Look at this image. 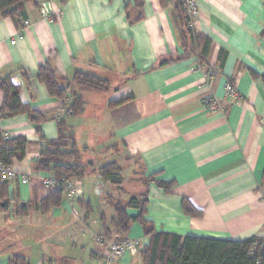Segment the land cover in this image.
Masks as SVG:
<instances>
[{"label": "crops", "instance_id": "1", "mask_svg": "<svg viewBox=\"0 0 264 264\" xmlns=\"http://www.w3.org/2000/svg\"><path fill=\"white\" fill-rule=\"evenodd\" d=\"M174 1L32 0L23 6L24 20L0 18V82L9 77L19 101L46 117L40 126L44 141L26 115L0 117L1 136L31 143L24 160L11 166L28 182L7 181L9 197L29 208L22 217L0 209V264L15 255L29 264H103L116 240L111 201L143 193L145 219L157 234L264 239V86L252 76L264 72V0H195L199 15L192 27L210 40L204 62L197 58L202 46L197 56L184 58ZM44 64L53 68L61 88L83 99L81 114L66 118L63 102L38 82ZM76 72L106 81L107 90L95 93L73 84ZM230 83L237 99L227 96ZM207 97L217 102L216 111L205 107ZM60 120L83 152L89 176L103 178L100 169L112 165L120 186L103 178L105 188L96 199L83 178L73 200L63 194L58 208L42 212L38 204L54 192L35 177L47 174L35 172L34 162L45 141L57 138ZM137 163L143 188L139 180H128ZM144 178L175 185L166 194ZM123 186L132 187L131 194ZM114 188L118 197L111 196ZM97 200L99 214L91 220ZM183 200L196 216L183 212ZM127 212L134 217L138 211ZM19 230L23 237L17 239ZM125 239L148 242L138 223ZM116 264H144L141 250Z\"/></svg>", "mask_w": 264, "mask_h": 264}, {"label": "trees", "instance_id": "2", "mask_svg": "<svg viewBox=\"0 0 264 264\" xmlns=\"http://www.w3.org/2000/svg\"><path fill=\"white\" fill-rule=\"evenodd\" d=\"M29 1L32 0H0V18L24 20L23 6ZM174 3V22L178 30L180 45L185 52L184 58L190 55L197 56L198 48L202 46V52L197 58L200 62H204L210 40L195 32L192 21L185 12L184 0H175ZM252 76H259L264 86V72L261 75L252 73ZM36 78L39 83L45 86L49 95L62 102L65 98H69V104L64 107L66 118L78 116L83 112L85 104L83 99L76 94H70L69 88L63 89L59 86L57 75L49 64L41 65L38 68ZM72 82L86 89L97 91H106L108 84L104 80L83 72H76ZM229 85L232 87L231 83ZM0 91L3 93L0 117L11 118L26 115L29 122L35 126L41 141H44L40 126L46 121L45 115L31 110L28 105H23L19 101V88L10 82L9 77L1 80ZM132 99V96L120 99L110 103L109 107L121 105ZM30 145L31 143L25 138L9 139L0 135V163L4 167H11L14 162H22ZM82 159L83 152L76 147L72 131L69 130L64 120H60L57 122V138L45 141L38 160L34 162V171L51 175L58 180H82L89 170V165L83 164ZM100 174L113 185H120L121 179L118 178L119 175L112 165L100 169ZM149 182H154L166 194H171L175 185L172 181L144 178V183ZM262 183H264V168ZM63 194L61 190L55 191L41 201L38 207L42 212L58 208ZM147 203V193H143L138 198L131 197L127 201L119 199L110 203L115 212V219L112 222L116 233L115 241L124 240L133 223H138L142 227L144 235L148 239V246L141 251L144 264H264V239L262 238L252 237L243 241H225L192 237L181 238L155 233L145 219ZM27 208H29V204L9 197L8 183L0 179V209L10 212L15 217H22L26 215ZM129 208L136 209L137 215L130 216L127 212ZM182 209L187 215L196 216L198 214L185 200L182 202ZM106 236H110L108 231H106ZM8 264H29V262L24 257L15 255Z\"/></svg>", "mask_w": 264, "mask_h": 264}, {"label": "built area", "instance_id": "3", "mask_svg": "<svg viewBox=\"0 0 264 264\" xmlns=\"http://www.w3.org/2000/svg\"><path fill=\"white\" fill-rule=\"evenodd\" d=\"M184 9L191 21L196 19L199 15L198 6L195 0H184ZM47 12L44 8L41 9V14L45 15ZM26 24V23H24ZM227 96L237 99L234 89L227 85L226 87ZM69 98L63 100V105L67 106L69 104ZM204 105L209 111H216L218 109L217 102L211 98L207 97L204 100ZM64 111V109H63ZM5 138L7 136L5 135ZM44 148V145L43 147ZM35 177L40 178L45 189L55 192L57 190L63 191L68 200H73L81 192V184L77 179L71 180H58L52 177L51 175ZM18 179L20 183L26 184L29 178L25 175H19L11 167H4L0 163V179L4 181H10L13 179ZM148 246V242L143 239L139 240H122L114 241L110 243L107 247L103 264H116L120 259H122L127 253H133L138 250H144Z\"/></svg>", "mask_w": 264, "mask_h": 264}, {"label": "rangeland", "instance_id": "4", "mask_svg": "<svg viewBox=\"0 0 264 264\" xmlns=\"http://www.w3.org/2000/svg\"><path fill=\"white\" fill-rule=\"evenodd\" d=\"M92 91H94L95 93H100V92L102 93V91H97V90H92ZM98 159L101 161L100 158H98ZM124 166L125 167L126 166L128 167V166H130V163L129 162L128 163H125ZM141 171H142L141 165H140V163H137V168H136L135 172L133 173V175L131 173V177L128 178V180L130 182H132L133 180L134 181H138L139 180L140 181V184L139 185H141V188H143V186H142L143 185L142 178H140ZM126 172L124 174V177H125L126 174H128L129 171H126ZM102 179L103 178H101L99 175L97 176V178L95 176L91 177V176H89V173H87V176L84 177V182L83 183H85L87 189L94 190V192H95L94 194L95 195H93V197H95L96 199H97V196L100 195V191H103L104 188H105L104 185H103L104 183H103V180ZM119 186L120 185H117V187H119ZM109 187L110 186H108V184H107V188H109ZM130 188H132V187H128V186L126 187L125 186L124 187V190H123V193L124 194H131ZM95 189H97L98 193L96 192ZM111 191L115 194V195L114 194H111V196L118 197V196H116V192L117 191H116L115 188L113 190H111ZM92 208H93V210L91 211V214H90V219L91 220L97 218V215L99 214V211H97V209H98V200H97V202L94 201V203H92ZM78 210L81 212V214H84V212H85L83 208L82 209L81 208H78ZM22 237H23V234L19 230L18 233L16 234V238L17 239H20ZM16 238H15V241H16ZM13 239L14 238L12 237L11 240H13ZM9 242H10V240H9ZM7 244L9 245L10 243H7Z\"/></svg>", "mask_w": 264, "mask_h": 264}]
</instances>
